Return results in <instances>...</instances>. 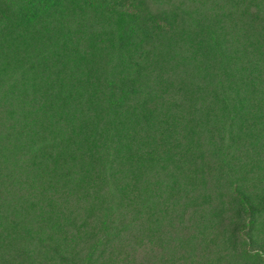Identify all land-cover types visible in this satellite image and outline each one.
Wrapping results in <instances>:
<instances>
[{
  "label": "rangeland",
  "instance_id": "1",
  "mask_svg": "<svg viewBox=\"0 0 264 264\" xmlns=\"http://www.w3.org/2000/svg\"><path fill=\"white\" fill-rule=\"evenodd\" d=\"M0 264H264V0H0Z\"/></svg>",
  "mask_w": 264,
  "mask_h": 264
},
{
  "label": "trees",
  "instance_id": "2",
  "mask_svg": "<svg viewBox=\"0 0 264 264\" xmlns=\"http://www.w3.org/2000/svg\"><path fill=\"white\" fill-rule=\"evenodd\" d=\"M164 8V7H163ZM172 11H167V10H163L161 13V16L157 13H154L153 15V20H152V24H156L157 26H159V22L162 20L163 24L167 21V19L169 18L168 13L169 12H177V10L171 9ZM158 23V24H157ZM139 84V83H138ZM122 88L120 90V92L118 94H112L109 98V105H110V109L114 110V111H120L121 108H129L135 105V100L138 98L139 94L142 92L141 88L139 85L136 84V82L134 80H129V79H125L123 80V85H121ZM129 99L132 100V103L129 105ZM70 104V103H68ZM73 105V103H71ZM198 108L195 106V104L188 110L183 112V118H182V122L185 123V118L189 115L188 113L191 114V112H193L194 110H197ZM188 112V113H187ZM77 113H79L81 115V113L78 111ZM43 117H46L45 115ZM198 119V118H197ZM196 119V120H197ZM53 123V121H52ZM62 148L64 151V154L70 155L71 151L70 149L65 146L64 144H61L59 141L57 142V145L54 146L53 148ZM36 150H37V146H35ZM64 159V157H63ZM239 230L236 231V233Z\"/></svg>",
  "mask_w": 264,
  "mask_h": 264
}]
</instances>
